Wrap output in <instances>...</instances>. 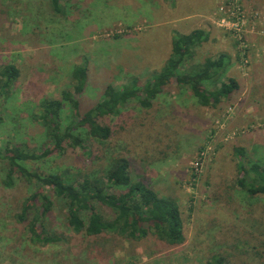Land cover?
Wrapping results in <instances>:
<instances>
[{"label": "rangeland", "instance_id": "rangeland-1", "mask_svg": "<svg viewBox=\"0 0 264 264\" xmlns=\"http://www.w3.org/2000/svg\"><path fill=\"white\" fill-rule=\"evenodd\" d=\"M223 1L60 0L58 14L50 0H0V69L14 64L20 71L7 97L0 98V146L11 143L36 153L50 147L33 116L42 99L60 98L64 89L74 92L75 64L88 66L85 89L76 93L82 117L108 84L119 87L131 76L146 83L170 56L175 33L206 30L209 38L191 63L224 54L229 64L220 79L239 83L231 99L211 107L172 80L151 107L131 101L103 117L108 138L84 132V147L21 161L29 171L80 181L103 175L113 159L126 157L134 180L179 205L182 244L169 245L153 234L133 240L75 233L60 207L48 220L61 240L35 243L16 215L37 186L16 173L7 186V164L0 159V264H212L214 254L224 264H264V195L250 196L236 185L233 153L234 146H243L249 160L264 164V0L244 2L242 41L217 22ZM64 105L63 126L70 116Z\"/></svg>", "mask_w": 264, "mask_h": 264}, {"label": "trees", "instance_id": "trees-1", "mask_svg": "<svg viewBox=\"0 0 264 264\" xmlns=\"http://www.w3.org/2000/svg\"><path fill=\"white\" fill-rule=\"evenodd\" d=\"M50 2L55 13H63L60 0ZM208 38V32L202 28L175 33L170 56L146 83L140 85L138 78L131 76L119 87L108 84L102 98L82 117H78L76 93L85 89L88 66L86 63L75 64L71 69L74 92L64 89L60 98L42 99L40 113L33 116L45 128L50 147L36 153L11 143L0 146V159L7 164L4 183L10 186L16 173L37 186L24 199L16 215L17 220L27 227L33 242L46 245L61 240L49 227V214L55 207L65 212L66 223L75 233L83 232L87 236L113 233L133 240L153 234L172 246L184 242L183 218L177 202L171 197L160 196L143 180H134L126 157L113 159L103 175L84 176L80 181H72L59 173L29 171L21 161L38 159L53 151L63 152L66 147H84V132L85 135L108 138L111 129L103 122V117L118 114L120 108L131 101L142 108L151 107L172 80L179 87L189 89L202 106L216 107L223 100L231 99L238 91L239 83L234 78L220 79L229 64L226 55L208 57L203 63H191L195 49ZM19 75V68L14 64L1 67V99L7 97ZM209 84L213 85L211 89L207 86ZM65 103L70 108V116L68 124L63 126L61 115ZM233 153L237 160L236 185L250 196L264 195V164L249 160L243 146H234ZM100 208L109 209L112 216L107 218ZM210 259L212 264H224L225 258L214 254Z\"/></svg>", "mask_w": 264, "mask_h": 264}, {"label": "built area", "instance_id": "built-area-1", "mask_svg": "<svg viewBox=\"0 0 264 264\" xmlns=\"http://www.w3.org/2000/svg\"><path fill=\"white\" fill-rule=\"evenodd\" d=\"M246 0H224L219 6V17L217 19L221 28L229 30L238 41L244 39V26L246 25V14L244 2ZM257 14V12H255ZM195 167L199 165L196 162Z\"/></svg>", "mask_w": 264, "mask_h": 264}]
</instances>
